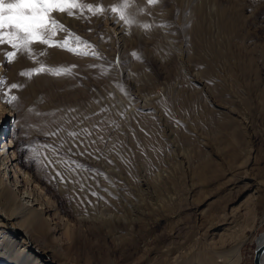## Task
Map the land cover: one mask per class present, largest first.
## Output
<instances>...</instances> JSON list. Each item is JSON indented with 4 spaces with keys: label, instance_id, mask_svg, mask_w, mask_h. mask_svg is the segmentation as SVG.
Instances as JSON below:
<instances>
[{
    "label": "rangeland",
    "instance_id": "obj_1",
    "mask_svg": "<svg viewBox=\"0 0 264 264\" xmlns=\"http://www.w3.org/2000/svg\"><path fill=\"white\" fill-rule=\"evenodd\" d=\"M84 2L106 11L53 15L87 54L37 43L8 62L12 49L0 45L2 93L41 63L68 69L35 83L46 109L9 93L17 170L48 209L33 242L62 264H211L208 249L225 264L236 244V264H254L264 234V0H129L127 15L143 17L131 25L107 11L118 0ZM242 193L230 230L213 236L211 223ZM5 234L0 264H31Z\"/></svg>",
    "mask_w": 264,
    "mask_h": 264
},
{
    "label": "bare ground",
    "instance_id": "obj_2",
    "mask_svg": "<svg viewBox=\"0 0 264 264\" xmlns=\"http://www.w3.org/2000/svg\"><path fill=\"white\" fill-rule=\"evenodd\" d=\"M129 16L134 22H139L143 19L140 12H138V10H135V8H130ZM52 56L54 61L61 60L59 54L58 55L53 54ZM1 72L2 71L0 64V76L4 73L3 72L1 74ZM43 81H47V78L44 77L43 74L37 75V77L34 79L28 76L21 77L19 83L17 84L20 87L18 89H15V94H17V97L19 96L20 99H22L26 103V105L30 107V109L33 111H35V109L38 106H40L41 109H46L49 107V104L45 103L46 101L40 102L39 99L41 98L38 96L37 90L35 88L36 86L35 83H40ZM4 93L0 91V236H3L4 233L11 234V236L9 235V237H11V239L13 240V244L18 245L20 248L22 247L23 248L22 251H24L27 254V256L31 258L34 264H62L60 262L57 263V261L52 259V255L50 254L51 252L49 253V250L43 248L40 249L39 248L40 246L39 247L36 246L37 243L35 244L33 242L34 239L31 234V232L33 231H31L30 228L36 227L42 229V227L45 226L43 224V220L45 217V212L48 211L46 206L47 203L44 201V198L40 196L41 193H39L38 186L35 184H34L35 186H33V182L31 178H27V177L22 178L23 176L21 177V175L18 172L19 169L17 167L18 165L17 162H15V160L18 159L19 153L15 151L16 149L14 147L17 144L16 141L18 140L17 129L20 126L19 125L20 122L13 118V115L17 113L13 105L4 103V99H5ZM11 121L13 122V124L11 131H9L8 127H9V122ZM151 126H150L151 132L148 138L150 143L152 142L155 145V147H158L159 138L156 135V130L154 129L153 124ZM206 173H207L206 169L199 170V172H197V177L199 178V180H206V176H205ZM243 194L244 193L240 194L235 199V201L241 200L243 198ZM212 197L213 195L207 196L200 203L199 207L207 203L208 199ZM248 199L249 198L245 197V199L241 200L238 205L232 204L235 201L229 203L226 211L219 214L216 217V219L211 223L213 236L215 237L218 236V238L224 237L225 233L229 231L230 228L232 227L233 221L236 219V217L241 211V208L246 204ZM205 210L206 209L201 208L200 213L201 214L205 213ZM46 227L47 226H45V228ZM258 239H259L258 241L259 244L264 243V234H262ZM240 248H241V244H236L234 245V247L231 248L230 253L227 254L228 256L225 264H236L238 261H240L241 259ZM215 250L209 251L208 249V251H206V253L204 254V257L208 259V261H210L211 264H217V262L219 261L217 260L216 257L217 250L216 251ZM204 252L205 251H203V253ZM172 264H188V262L186 263L185 260L182 259L179 261H175ZM263 264H264V257H263Z\"/></svg>",
    "mask_w": 264,
    "mask_h": 264
},
{
    "label": "snow or ice",
    "instance_id": "obj_3",
    "mask_svg": "<svg viewBox=\"0 0 264 264\" xmlns=\"http://www.w3.org/2000/svg\"><path fill=\"white\" fill-rule=\"evenodd\" d=\"M158 0H148L149 4H155ZM129 0H118V3L110 6L107 11L119 17L124 23L131 25L134 21L127 15ZM87 11L90 16L101 15L106 9L103 5L85 3L84 0H0V45L7 44L12 51L5 53L6 60L11 62L18 52H23L31 57L33 55L32 45L41 44L47 47H59L62 50L73 54H87L79 51L82 45L87 42L72 33L67 26L59 22L54 13H65L69 17L84 18ZM78 13V15H77ZM145 28L149 27L144 25ZM58 33H64V38L54 40ZM74 37L75 47L71 46ZM41 55H46L42 52ZM136 54L133 53V56ZM64 68H51L43 63L40 67L21 72L20 75L31 77L44 72L53 75H61L67 72ZM5 81L0 80V84ZM20 86L11 84L9 90L4 93V103L12 104L17 99L9 95L11 89H18ZM71 135H75L72 133ZM59 175V173H58ZM95 195V193H93Z\"/></svg>",
    "mask_w": 264,
    "mask_h": 264
},
{
    "label": "water",
    "instance_id": "obj_4",
    "mask_svg": "<svg viewBox=\"0 0 264 264\" xmlns=\"http://www.w3.org/2000/svg\"><path fill=\"white\" fill-rule=\"evenodd\" d=\"M254 264H263L264 257V243L259 244L257 242V246L254 251Z\"/></svg>",
    "mask_w": 264,
    "mask_h": 264
}]
</instances>
